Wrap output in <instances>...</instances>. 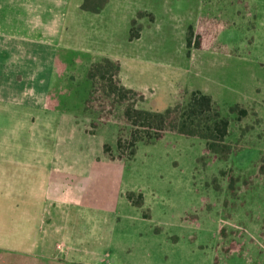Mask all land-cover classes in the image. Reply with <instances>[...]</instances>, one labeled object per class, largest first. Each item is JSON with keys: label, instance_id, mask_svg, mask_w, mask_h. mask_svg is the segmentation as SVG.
I'll use <instances>...</instances> for the list:
<instances>
[{"label": "rangeland", "instance_id": "1", "mask_svg": "<svg viewBox=\"0 0 264 264\" xmlns=\"http://www.w3.org/2000/svg\"><path fill=\"white\" fill-rule=\"evenodd\" d=\"M114 4L106 37L85 38L103 57L118 53L121 83L143 96L136 106L163 111L200 90L229 118L231 152L219 159L203 140L167 132L117 158L126 132L113 121L91 132L83 107L90 58L101 57L64 48L83 46V33L46 20L37 56L22 57L35 61L20 63L52 76L44 105L0 99V185L43 194L30 207L0 192V264H264V0ZM137 10L154 21L130 42V18L135 31L148 21ZM234 104L246 115L229 112ZM112 118L123 124L122 106Z\"/></svg>", "mask_w": 264, "mask_h": 264}, {"label": "trees", "instance_id": "2", "mask_svg": "<svg viewBox=\"0 0 264 264\" xmlns=\"http://www.w3.org/2000/svg\"><path fill=\"white\" fill-rule=\"evenodd\" d=\"M106 1L83 0L80 7L86 11L97 12ZM134 23L135 20L130 27L131 40L138 37L140 29L138 27L135 31ZM186 46H190L189 34L186 36ZM86 76L90 81V89L83 101V107L95 115V120L90 123L91 132L99 124L109 121L115 122L126 132L123 139L118 133L115 140L117 158L132 157L137 144L153 143L167 132L203 140L204 150L219 159L229 156L232 147L226 137L230 120L221 113L208 94L193 90L185 103H177L163 111L147 110L136 106L138 102L143 101L142 94L121 83L118 60L101 57L90 63ZM117 106H122L123 124L112 118ZM228 111L236 114L238 118L246 115V109L238 104L231 106ZM103 150L110 159H114L112 154L109 155V146L104 145ZM137 196L141 199V193ZM127 197L132 200L133 193Z\"/></svg>", "mask_w": 264, "mask_h": 264}, {"label": "crops", "instance_id": "3", "mask_svg": "<svg viewBox=\"0 0 264 264\" xmlns=\"http://www.w3.org/2000/svg\"><path fill=\"white\" fill-rule=\"evenodd\" d=\"M68 0H0V99L3 101L10 100H27L32 106H43V99L46 97L45 92L49 87L52 76L42 70L30 69L23 70L20 63L27 61L34 62V59H24L28 56V50L33 51L30 54L32 57L37 56L36 47L42 44L41 35L44 32V24L46 20L55 21L58 26H62L65 31L82 32L84 36V45L74 43V37L71 36V42L64 44V48L84 50V53L90 55L94 53L95 57H103L104 52L100 50L102 46L90 47L86 42V35L92 36L91 41L95 36L99 38L106 37L102 19L105 16L112 18L113 14L118 11V5H109L110 0L100 8L97 12H91L81 9L83 0H77L71 11H68ZM48 10L46 13L44 8ZM65 8V12L62 10ZM142 12V17L154 16L150 12L137 10ZM64 16V17H63ZM111 20V19H110ZM135 17L130 18V25ZM152 20L143 21L138 37L134 39L128 38L130 42L141 40L143 34L150 29ZM112 21V20H111ZM141 20H137L139 22ZM140 23V22H139ZM186 41V40H185ZM100 42V41H99ZM96 43V42H94ZM93 45V44H91ZM28 48V49H27ZM86 51V52H85ZM109 58L118 60V53L108 54ZM135 56V55H133ZM91 57V56H90ZM93 57V56H92ZM90 58V63L93 62ZM119 75L121 76V68L119 62ZM87 85V84H86ZM125 87L131 86L123 83ZM90 89V81L87 86V91ZM86 91V93H87ZM88 94V93H87ZM85 98V95L82 97ZM26 187V188H25ZM77 187L83 188V182H80ZM28 193L27 186L15 187L10 185H0V192L6 199H14L13 204L18 205L24 199L25 204L30 207L41 204L43 194L42 189L39 192L35 189ZM29 201V202H28ZM23 202V203H24ZM35 217H38L37 209L35 208ZM23 223L26 224L28 217L26 214L22 217ZM10 237H4L5 248L9 250L14 248V244L10 242ZM17 247V246H16ZM15 247V248H16Z\"/></svg>", "mask_w": 264, "mask_h": 264}]
</instances>
